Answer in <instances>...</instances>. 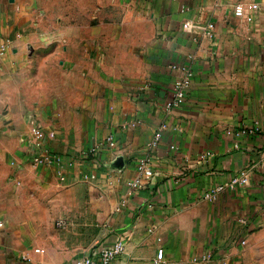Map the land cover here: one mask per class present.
I'll return each mask as SVG.
<instances>
[{
  "label": "crops",
  "instance_id": "obj_1",
  "mask_svg": "<svg viewBox=\"0 0 264 264\" xmlns=\"http://www.w3.org/2000/svg\"><path fill=\"white\" fill-rule=\"evenodd\" d=\"M116 241L119 264H264V0H0V264Z\"/></svg>",
  "mask_w": 264,
  "mask_h": 264
},
{
  "label": "built area",
  "instance_id": "obj_2",
  "mask_svg": "<svg viewBox=\"0 0 264 264\" xmlns=\"http://www.w3.org/2000/svg\"><path fill=\"white\" fill-rule=\"evenodd\" d=\"M253 8H256L255 5H252ZM235 12L241 13L242 7L240 5L235 6ZM186 26L188 23L185 24ZM213 28L211 22L207 24V29L210 31ZM189 77L188 74L186 78L175 82L172 87V92L169 100L165 105V109L167 112H170L173 108L180 107L184 103L185 98V90L189 85ZM166 128L164 124L160 125L155 131V141H157L162 134V131ZM254 132L257 129L252 130ZM242 132H238L237 135H240ZM32 134L38 141H46L53 138V134L44 133L39 129H32ZM231 134V132H228ZM109 147H114V140L111 136L106 137L103 140ZM39 146V145H38ZM40 147V146H39ZM42 148V147H41ZM46 151L43 156L37 155L33 158L35 164H50L55 158L53 156H49ZM138 169L143 172L146 176L151 175V171L147 168V161L142 160L138 165ZM248 183V172L247 170H241L236 175H234L230 181L222 186H216L215 188L205 192L202 196L204 200L213 201L216 199L219 193L225 191L226 189H235L240 186H245ZM138 181H136L133 186H137ZM239 224L244 227V230L248 227L247 220H240ZM241 244H245L244 240H241ZM124 245L121 241L114 242L110 247L101 249L90 256H83L79 260L76 261V264H119V258L123 255ZM163 250L157 249L155 258L153 260V264H162L163 263ZM212 260V255L210 253H199L194 255L190 264H209Z\"/></svg>",
  "mask_w": 264,
  "mask_h": 264
}]
</instances>
